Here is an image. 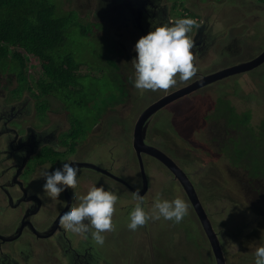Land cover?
I'll list each match as a JSON object with an SVG mask.
<instances>
[{
  "label": "rangeland",
  "instance_id": "1",
  "mask_svg": "<svg viewBox=\"0 0 264 264\" xmlns=\"http://www.w3.org/2000/svg\"><path fill=\"white\" fill-rule=\"evenodd\" d=\"M58 1L62 2V7H64L62 9L78 11L83 25L81 26L82 28H86L90 21L95 23L100 21L105 24L110 17L120 18L121 25L126 21L127 24L129 22V20L122 17L123 15L118 16L111 12L104 14L100 12L94 19L92 10L84 12L88 8L89 0ZM212 1H215L219 6L221 5L217 10L218 16L220 14L225 15L229 20L242 14L243 16L240 18L244 20L229 24L227 31L213 26L209 21L205 23L207 27L204 31L206 30V32L211 34L214 42L211 43V40L202 33V37L204 36L205 39L203 43L199 42V44L203 50L207 48L208 50L205 53V57L201 55L204 61L199 58V55H195L194 63L198 65L200 74H208L210 71L214 73L221 70V68L214 67L208 59L214 49L223 48L225 50L218 63H223L222 65L224 66L230 64L227 67L251 61L264 51L262 44L264 43V25L261 27L263 37L252 35L250 39L248 36L253 24L261 21L264 24V11L260 14V17L251 16V5L247 10V14L245 10L237 11L238 9L234 3L240 4L243 1ZM258 1L263 7L264 0ZM99 9H101V6L95 7L94 11L97 13ZM232 10L236 12L231 14V16L223 14V12L228 13ZM209 11H205L206 15L209 14ZM128 26V28H123V30L129 31L127 34L122 33L120 30L111 32L107 25L103 27L97 24L98 30L94 31L92 35L90 34L91 30L87 35H84L80 28H74L73 33L76 40L75 44L72 45V50L75 52V56H73L85 63L81 66L79 74L84 76L82 82L87 88L84 98L88 105L93 108L90 110L73 104L72 102L75 103L74 98L64 100L53 96L37 95L39 94L37 89H33L32 92L39 99H36L35 103L37 106L34 105L32 110L34 115L25 126H32L36 132H39L51 122L50 118L53 122L60 119L67 126L61 131V135L53 136L49 140L56 141L55 139H57L59 144L61 143L64 148L69 150L70 146L71 148L73 147L74 143L72 141L78 133L81 137L86 135L85 139H82L84 143L80 147L82 155L88 154L93 149H104L111 151V153L114 151L119 155L115 159H122L119 167L123 168L126 173L136 175L140 169L136 154L132 148L135 124L139 116L150 104L169 94L172 90L180 89L179 84L181 81H178L175 87L167 90L141 91L133 86L131 80L135 78V69L132 60L137 55L134 51L136 42H133L137 31L132 25ZM114 27L117 28L116 26ZM200 27H202V22L199 23ZM261 28L259 27L258 30ZM257 50L260 53L255 54V52H258ZM234 57L235 60H232ZM110 60L115 61L118 68L117 71L125 82V88L121 89V92L117 85V78H112L113 73L108 63ZM28 66H31L30 62L27 63V70ZM39 68L42 67L39 66ZM8 74L0 75V89L3 86L8 87L6 92H2V95L6 97L3 101L5 102L7 99L9 103L11 102L12 90L16 86L15 83L18 81V76L16 72H11V76ZM28 75L31 80L33 78L32 75L37 79L38 76L33 66L28 70ZM34 94L32 95L34 96ZM250 95L254 97L252 98ZM193 97L197 99L198 108L195 107L194 102H183L182 98H180L166 105L164 109L156 114L148 130V143L167 152L179 164L184 173L189 170V177L191 176L192 180H196L198 194L206 207L207 213L209 212L217 232L225 237L223 245L226 251L227 264H254L255 248L262 242L261 238L264 236V219L261 220L254 216L251 218V222L254 224L251 233L241 234L239 229L246 221H249L248 208L262 206L263 211L264 201L250 204L254 199L252 193L241 192L230 177L226 176L225 182L224 179L220 180L219 173L222 175V162H225V160L218 158V155L208 145L206 134L211 136L207 131L209 122L204 120L202 116L204 114H218L217 99L224 97L229 99L239 112L250 110L253 114L252 124L258 125L264 119V65L260 69L223 79L203 87L193 93ZM80 98L82 97H76V99ZM42 102L50 105L52 110V112H49L50 118L48 113L41 115V113L37 112V108L41 109ZM3 106L5 105H0V107ZM23 129L24 127H21L19 131H23ZM189 135L193 137V140H187ZM87 137L88 141L85 142ZM199 146L202 148H199ZM3 147L4 144L0 145V149ZM102 154L111 158L108 152H102ZM59 155L57 151L53 152L52 148L45 144L39 159L43 160L45 165H53L56 158L65 157V155ZM35 166V162H32L30 169L33 170ZM145 172L146 175H149V180H152V191L155 193V198L159 196L161 199L173 200L179 196L189 203V214L179 224L163 218H161L162 222L156 224L160 220H154L150 225L149 233L144 231L145 228H139L136 231L129 230L128 232L122 230V233L118 235L120 227L124 226L127 214L130 212V210H125L122 206H130L133 202L129 197H121L112 187L107 188L103 183L95 181L93 186L99 187L102 185L106 190L111 189L119 196L115 205L116 212H114V214H119V218H113L114 226L117 225L115 237L112 240L109 238L105 239V242L111 248V254L119 256L122 264H139L136 258L133 260V252L135 257H144V262L140 264H216L200 220L179 181L175 182V180L169 179L170 173L168 170H161L156 164H152L151 167L147 165ZM236 193H238V196H236ZM130 194H133V192L130 191ZM81 195L78 194L77 197ZM235 197L241 200L243 206L235 204ZM244 211H246V214L242 216L243 214L241 213H244ZM47 215V212H44L42 220L46 219ZM3 225L8 226L9 224L4 222ZM237 233L239 234L234 235ZM228 238L230 239L227 240ZM151 245H153L154 252H157V255L155 253L152 254ZM162 254H165L166 257H162ZM39 255L41 258L42 254Z\"/></svg>",
  "mask_w": 264,
  "mask_h": 264
},
{
  "label": "flooded vegetation",
  "instance_id": "2",
  "mask_svg": "<svg viewBox=\"0 0 264 264\" xmlns=\"http://www.w3.org/2000/svg\"><path fill=\"white\" fill-rule=\"evenodd\" d=\"M240 1H243V4L248 3L249 6L251 5V16L260 17V14L264 11V5L262 7L259 1ZM132 2L135 5L137 14L135 18L129 16L128 19L131 21L129 20L128 25H132L136 29V38L148 34L149 31L154 30L156 25L170 20L174 22L176 19L184 17H191L196 22L192 32L189 34L193 38L198 23L203 21V16L206 14L204 10L207 0H132ZM96 3L97 0H89L88 8L84 10V12L86 10H92L94 19H96L97 16L96 11H94ZM176 5H178V8L175 7ZM244 9H242V11H244ZM183 10H187L189 13L183 16ZM90 22L92 23V21ZM125 23H127V21ZM97 24L106 25L101 22H97ZM139 25L141 26V30L138 29ZM262 25H264L262 21L252 25L249 31L250 35H248L250 39L252 35L263 37ZM259 27L261 29L258 30ZM108 28L109 30L111 29L110 27ZM203 35L209 38L211 43L214 42L211 34L206 32V30L203 32ZM262 44L264 46V43ZM217 50L221 51L220 56L222 57L225 50L223 48ZM257 51L258 52H255V54L260 53L259 50ZM232 60H235V57ZM220 64L221 63L216 62L212 65L219 68ZM35 71H38L39 75L42 76L43 68L38 67ZM8 75L11 76V74ZM26 75L30 84L34 80V76L32 75L33 78L31 80L28 72ZM198 75H200L199 70L196 76ZM193 78L189 81L181 82L179 87L186 86L193 82ZM15 84L16 86L12 90L11 102L9 103L7 99L5 102L3 101L6 97L2 95V92H6L8 87L3 86V88L0 89V105H5L0 107V145L4 144V147L0 149V264H122V260L119 256H113L111 254V248L107 242H105L103 246H100L92 241L90 233L72 234L70 230H66L59 222L60 213L73 204H78L79 200L77 195L85 194L89 191L95 181L97 183H103L107 188L112 187V189L123 198L129 197L133 204L130 206H122L125 210L131 211L136 203L130 191L133 193L139 191L141 196L144 197V206L150 209L154 202L155 193L152 191V180H149L148 174L145 175L147 180V185L145 187V178L139 158H141L143 162L144 170H146L147 165L151 167L152 164H156L161 170H168L170 173V176H168L169 179H173L175 182L179 181L180 184L181 181L176 177V174L159 159L144 152L138 156L133 148V141L132 148L136 154V160H138L140 169L136 175L126 173L123 171V168L119 167L122 163V159H115V157L119 155L114 151L111 153V151H106L104 149H93V151L90 150L88 154L82 155L80 147L83 145L84 142L82 139L84 140L86 135L81 137L78 133L75 136L76 138L72 141L74 143L73 147L71 148L70 146L68 148L69 150L64 148L61 143L59 144L57 139H55L56 141L49 140L52 139L53 136L57 137L61 135V131H63L67 125L60 121V119L53 122L49 114L52 110L47 103H41L48 106L46 113L49 114L51 122L48 123L47 127L42 131L36 132L32 126H25L34 115L32 110L34 105H36V99L39 98L35 96L33 92L31 93L27 90L24 91L22 95L14 94V90L19 86V81ZM177 89L178 88L171 92ZM38 93L37 95L41 96H53L41 94L39 91ZM32 94H34V96ZM182 101L188 103L194 102L195 107H199L197 99L193 97V95L182 98ZM41 111V109L37 108L38 113H41ZM208 116V114H204L202 117L207 121ZM151 124L152 122L150 126ZM211 124L218 127V125L216 126V122ZM207 126H210V123H208ZM21 127H24L23 131H19ZM148 134L147 131V136ZM192 138L193 137L190 135L188 136V139ZM86 141H88V137L85 142ZM146 143L148 147L154 146L148 143V139H146ZM45 144L52 148L53 152L57 151V153L60 154L59 156L65 155V157L56 158L53 165L43 164V160L39 159V157L41 156ZM77 144L79 145L76 147ZM102 152H108L111 158L104 156ZM163 152L168 155L167 152ZM64 159H71L74 163L79 164L77 173L79 182L75 187L69 185L67 188L62 189L58 196H49L44 193L43 184L45 183V178L40 177V174L44 171H52L57 165L61 164V161ZM32 162H35L36 165L33 170L30 169ZM112 164L113 166H111ZM93 165L98 167L99 170L93 168ZM101 169L105 170V172H102ZM185 173H187V177L191 180L198 192L196 180H192L190 178L191 176L189 177L190 171H185ZM44 212H47L49 218L47 215L46 219L42 220ZM123 212L125 213V211ZM118 215L119 214H113V218H119ZM127 218L128 214L124 221V226L119 229L118 235L122 233V230H126V232L130 230L127 227ZM4 222L9 225H3ZM160 222H162L161 219L156 222V224ZM151 224L152 221H149L142 229L145 228L144 231L149 233ZM116 230L117 225L114 226L113 230L105 232V239H114ZM221 236L224 237L222 234ZM6 238L15 239L7 241ZM150 250L152 254L155 253L157 255V252H154L153 245H151ZM39 254H42L41 258ZM132 257L133 260L136 258L139 264L144 262L142 257H135L134 252ZM162 257H166V255L164 254Z\"/></svg>",
  "mask_w": 264,
  "mask_h": 264
},
{
  "label": "trees",
  "instance_id": "3",
  "mask_svg": "<svg viewBox=\"0 0 264 264\" xmlns=\"http://www.w3.org/2000/svg\"><path fill=\"white\" fill-rule=\"evenodd\" d=\"M62 8V2L58 0H0V74L17 73L19 86L14 90L16 95H22L26 90L32 91L34 86L41 94L64 100L74 98L73 104L91 110L93 107L88 105L84 98L87 91L82 82L84 76L79 74L81 66L85 63L75 58V52L72 50L76 40L73 29L80 28L84 35L91 30L92 35L98 30L97 23L89 22L86 28H82L78 13ZM29 54L34 55L43 68L42 76L37 74V79L34 78L30 84L26 75ZM108 63L113 73L112 78H117L121 92V89L125 88V82L117 71L115 61L110 60ZM41 110L43 115L48 106L42 104ZM217 111L218 114L207 117L210 123L207 131L211 136L206 134V141L218 158L225 160L222 162L223 176L219 173V178L225 182L226 176L230 177L241 192L252 193L254 199L250 204L262 203L264 119L258 125H253V114L250 110L239 112L232 102L224 97L217 99ZM214 122L218 127L211 124ZM234 202L243 206L239 198L235 197ZM248 210L249 221L240 227L241 234L251 233L254 228L251 222L253 216L264 219L262 206L250 207ZM241 214L245 216L246 211ZM219 237L221 242L225 240V237Z\"/></svg>",
  "mask_w": 264,
  "mask_h": 264
},
{
  "label": "clouds",
  "instance_id": "4",
  "mask_svg": "<svg viewBox=\"0 0 264 264\" xmlns=\"http://www.w3.org/2000/svg\"><path fill=\"white\" fill-rule=\"evenodd\" d=\"M118 2L122 3L120 0H118ZM208 4L213 6L209 5L207 7ZM215 4V1L209 0L205 5L204 13L205 11L215 10ZM234 5L241 10L245 8L244 10L247 14L249 7L248 3H234ZM175 7L178 8V5ZM76 13H78V11H76ZM188 13L187 10H183L182 15L185 16ZM207 16L208 15L205 14L203 18H207ZM243 20L244 19L241 21ZM195 23V20L191 17L178 18L174 22L170 20L156 25L154 30L149 31L148 34L138 39L134 47V51L137 55L132 60L135 69V78L134 80H131L136 89L141 91L167 90L177 85L178 81L186 82L196 76L198 67L194 64V60L195 55L200 56V54L199 51L193 52V48L200 22L198 23L194 37L192 38L189 35L192 32ZM204 39L205 37L203 36L199 42L203 43ZM220 54L221 51L217 49L211 51L208 58L211 64L220 60ZM27 56L28 62L33 66L34 71L37 70L40 65L35 56L32 54ZM30 56L32 57L30 58ZM236 63L238 62L236 61ZM222 64L223 63H221L219 67L221 70L230 65L224 66ZM31 66H28V70ZM36 73L39 75L38 71ZM212 73L213 72L200 74L194 77L192 80L193 82L188 85ZM33 89H35V87H33ZM30 92L32 93V91ZM189 95H193V93ZM187 140H193V138L188 139L187 137ZM78 170L79 164L74 163L71 159H64L61 161V164L57 165L52 171L41 172L40 177L45 178V183L43 184L44 193L49 196H58L62 189L67 188L69 185L75 187L79 182L77 175ZM133 197L136 200V203L129 212L127 218V227L132 231H136L139 228L146 226L149 221L160 220L161 218L179 224L189 214V203L179 196L173 200L161 199L157 196L150 209L144 206V197L141 196L139 191L134 192ZM118 199V194L111 189L106 190L102 185L99 187L92 186L87 194L78 197V204H73L71 207L66 208L60 213L59 222L66 230H70L72 234L90 233L92 241L97 245L103 246L105 243L104 233L111 231L114 228L113 214L116 211L115 205ZM209 218L212 222L210 215ZM217 233L221 236L219 232ZM261 241L262 242L254 251V264H264V236H262ZM224 252L226 255L225 249Z\"/></svg>",
  "mask_w": 264,
  "mask_h": 264
},
{
  "label": "water",
  "instance_id": "5",
  "mask_svg": "<svg viewBox=\"0 0 264 264\" xmlns=\"http://www.w3.org/2000/svg\"><path fill=\"white\" fill-rule=\"evenodd\" d=\"M122 3L118 2V0H97V3L95 7L101 6V9L96 13V15L100 12L108 13L111 12L114 15L121 16L123 18H126V20L129 18V16L136 17V9L135 5L132 2V0H123ZM221 6V5H220ZM219 5L215 4L214 9L209 11V14L207 18H204V22L202 21V27L198 29L196 38H195V44L193 48L194 51H199V58L204 61L202 56L205 57V53L208 50L202 49L201 45L199 44V40L202 38V33L204 29L207 27L205 26V23H208V21L215 27H220L221 29L227 31V27L231 23H238V20H242L240 17L243 16L242 14L236 17H233V19H229L225 15L220 14L218 16L217 10L220 7ZM237 11L241 10L237 7ZM223 12V11H222ZM235 10L229 11L228 13L223 12V14H226L228 16H231V14L235 13ZM214 15V16H213ZM211 18V19H208ZM130 20V19H128ZM131 21V20H130ZM100 22V21H99ZM108 27L111 28V32H118L117 30H120L122 33L127 34L128 30H123V28H128V24L124 23L121 25L120 18L118 17H110L109 20L105 23ZM116 26L117 28H115ZM139 30H141V26L138 27ZM139 39V36L134 39V42H137ZM202 55V56H201ZM264 64V51L260 53L257 57L252 59L248 62L239 63L230 67H227L225 69H222L221 71L209 74L201 78L200 80L181 87L180 89L169 93L159 100L153 102L150 104L139 116L136 126L134 128V135H133V148L137 152L138 156L141 155L142 152L148 153L149 155L159 159L162 163H164L171 171H173L176 174V177L179 178L181 181V184L185 190V193L190 200V203L197 214L200 223L205 231L206 237L209 241V244L211 246L216 264H227V258L224 252V248L221 242V239L219 237V234L216 232L209 215L201 202L196 188L191 182V180L187 177V175L182 171L181 167L166 153L161 151L160 149L154 147V146H146V139H147V131L150 126V123L152 122L154 116L164 109V107L170 103H173L174 101L179 100L180 98H183L189 94H192L198 90H200L203 87H206L208 85H211L213 83H216L220 80H225L227 78L248 73L251 71H254L258 67L262 66ZM140 165L142 166V172L145 178V187L147 185L146 180V172L143 168V162L141 158H139ZM96 170H99L98 167L95 165L92 166ZM102 172H105V170L101 169ZM19 237V236H18ZM17 238V237H15ZM15 238H6L7 241H10Z\"/></svg>",
  "mask_w": 264,
  "mask_h": 264
},
{
  "label": "crops",
  "instance_id": "6",
  "mask_svg": "<svg viewBox=\"0 0 264 264\" xmlns=\"http://www.w3.org/2000/svg\"><path fill=\"white\" fill-rule=\"evenodd\" d=\"M208 5H210V4H208ZM211 6V5H210ZM112 238V237H111ZM139 257H142L143 259H144V257L143 256H139Z\"/></svg>",
  "mask_w": 264,
  "mask_h": 264
}]
</instances>
